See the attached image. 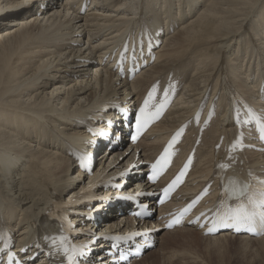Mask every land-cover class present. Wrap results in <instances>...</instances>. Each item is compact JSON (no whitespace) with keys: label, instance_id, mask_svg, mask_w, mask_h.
<instances>
[{"label":"bare ground","instance_id":"bare-ground-1","mask_svg":"<svg viewBox=\"0 0 264 264\" xmlns=\"http://www.w3.org/2000/svg\"><path fill=\"white\" fill-rule=\"evenodd\" d=\"M82 1L0 0V220L7 217L19 242L28 230L31 236H41L47 218L51 220L61 210L53 208L54 204L84 203L86 199L79 198L84 194L89 203L66 208L82 229L75 240L80 242L79 249L88 245L87 257L78 262L122 264L118 251L123 246L131 242L144 245L149 237L162 245L166 242L158 238L163 227L154 204L166 178L156 183L150 180L149 163L176 130L195 118L204 101L207 107L185 133L182 152L175 160L183 162L199 134L194 168L174 193L188 200L198 191L210 179L215 164L225 160L221 145L233 137L237 154L226 160L227 175L252 174L264 181V141L252 127L238 132L241 125L228 123L225 112L218 113L219 103L211 102L216 93L221 102L223 93L235 88L264 118V103L257 100L259 80L264 79V0H186L188 9L170 17L177 23L191 11L197 16L180 21L167 37L164 31L159 37L164 40L152 51V61L136 71L133 79L113 67L109 61L112 50L139 20L145 18L144 23L156 28L173 3L85 0L88 7L80 12ZM133 56L143 61L151 53L135 45ZM169 74L183 85L181 93L160 121L134 143L130 134L135 105L156 79L163 82ZM210 107L216 115L203 129ZM68 144L89 153L87 169L65 152ZM103 180L108 183L100 186ZM211 188L213 196L216 190L214 185ZM130 193L131 199H126ZM115 195L120 197L112 202ZM139 207L148 212V219L129 216ZM182 226L164 233L184 237L195 229ZM133 233L140 235L130 242L114 240ZM206 237L217 243L232 235ZM234 237L264 240V236L248 238L245 234ZM148 251L131 264L146 262L149 253H155ZM32 253L33 249L24 256ZM46 259L40 257L31 264H47Z\"/></svg>","mask_w":264,"mask_h":264},{"label":"rangeland","instance_id":"rangeland-1","mask_svg":"<svg viewBox=\"0 0 264 264\" xmlns=\"http://www.w3.org/2000/svg\"><path fill=\"white\" fill-rule=\"evenodd\" d=\"M113 96L110 95V97ZM94 156L97 157V154H94ZM106 173L108 174V172ZM167 230L163 228L158 234V238H166L164 245L160 244V240L157 239L156 244L149 249V251L152 250L155 253H149L148 260L143 263L140 261V264H264V240L259 242L255 240L245 241L232 235L231 238L228 237L216 243L200 233V229H192L184 237L173 235L174 233H164Z\"/></svg>","mask_w":264,"mask_h":264},{"label":"snow or ice","instance_id":"snow-or-ice-1","mask_svg":"<svg viewBox=\"0 0 264 264\" xmlns=\"http://www.w3.org/2000/svg\"><path fill=\"white\" fill-rule=\"evenodd\" d=\"M165 92H167V89H165ZM150 99H154L152 93L150 92L148 95V99H145L144 106H142L139 109L138 114L136 115V124L137 127H142L143 123L146 122L145 118V109L149 103ZM167 97L165 96V102H162L158 105H156V110L154 113L151 114V118H158L161 115L162 110L166 106ZM176 135H180L179 132L176 133ZM137 137L133 135L131 137L132 140H135ZM261 140H264V129L261 130ZM173 140H175V137H173ZM172 147V143L170 142L169 145L164 149L161 156L156 160L155 163L151 165V168L153 170H156L158 168H161L163 164H167L169 162V157L171 153L169 152V149ZM83 166V165H81ZM188 164L186 163L184 165V168H188ZM136 165H132L131 168H135ZM128 173H125L127 175ZM184 175V171L182 170L180 174L176 177V179L170 184L167 188L164 189V194L167 195L172 188L176 185V183L180 180V178ZM154 175H150L149 179L154 181L155 180ZM261 185H264V181L259 182ZM251 189V185H243L242 187H239L237 189H233L230 193V199H234L238 201V203L235 204V206L229 207L226 211H224L222 214L218 213L216 217L213 218V224L218 225L219 227L223 228H232L237 232L240 231H247L249 233L257 234V228L256 225H260L261 231H264V188H262L259 192L260 198L257 200L253 196L248 195L249 191ZM136 195H143V193H137ZM126 199H131V197H128ZM246 200V202H245ZM163 202V201H161ZM195 201H193L192 204H189L186 208H184L181 212V216H183L185 213H187ZM135 215L140 216L144 215L143 212H137ZM175 223H179V219H176L174 221ZM172 224L170 223L168 227H171ZM214 229L209 228L208 232L211 233ZM147 234V233H144ZM132 236L140 235V233H133ZM119 239V238H118ZM52 243H55V240L52 241ZM82 248H86L87 245L81 246ZM24 251L23 249L21 250ZM65 252H68V249L65 248ZM83 256L84 252H76L75 249H73V255L68 256L69 264H73V261L75 260V257ZM10 264H17L15 260L12 258V253L8 254ZM121 260L126 259L123 255L119 257ZM23 264H27V262H23Z\"/></svg>","mask_w":264,"mask_h":264}]
</instances>
